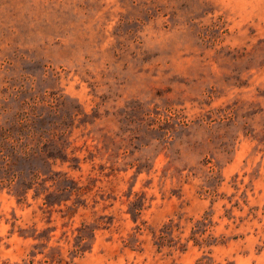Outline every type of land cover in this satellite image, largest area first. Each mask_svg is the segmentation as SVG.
Returning a JSON list of instances; mask_svg holds the SVG:
<instances>
[{"label": "rangeland", "instance_id": "rangeland-1", "mask_svg": "<svg viewBox=\"0 0 264 264\" xmlns=\"http://www.w3.org/2000/svg\"><path fill=\"white\" fill-rule=\"evenodd\" d=\"M3 263L264 264V0H0Z\"/></svg>", "mask_w": 264, "mask_h": 264}, {"label": "trees", "instance_id": "trees-1", "mask_svg": "<svg viewBox=\"0 0 264 264\" xmlns=\"http://www.w3.org/2000/svg\"><path fill=\"white\" fill-rule=\"evenodd\" d=\"M224 217H226L228 220L232 219L229 214H226ZM213 226L211 215L208 212H205V214L198 220L192 221V227L190 230V235L187 238L186 242L189 241L193 242L194 246L201 247V246H217L219 243L216 242V240L210 239H204L202 242L199 241V238L204 236L205 233L208 231L210 227ZM173 227L172 222L169 224H165L159 232V235L157 236L158 241V249L166 246L170 247L173 243L172 235H173ZM180 251H185V246L183 244H180L179 246ZM57 263H60L59 260H56ZM7 264V263H3Z\"/></svg>", "mask_w": 264, "mask_h": 264}]
</instances>
